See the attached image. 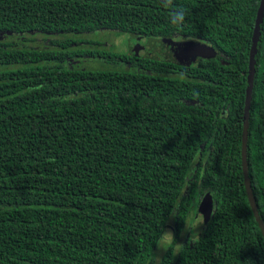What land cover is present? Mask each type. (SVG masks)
Segmentation results:
<instances>
[{
    "label": "trees",
    "instance_id": "1",
    "mask_svg": "<svg viewBox=\"0 0 264 264\" xmlns=\"http://www.w3.org/2000/svg\"><path fill=\"white\" fill-rule=\"evenodd\" d=\"M173 4L182 24L163 0H0V39L110 30L215 51L81 52L128 67L86 70L63 65L79 40L0 41V264H264V0ZM207 195L201 231L157 261Z\"/></svg>",
    "mask_w": 264,
    "mask_h": 264
},
{
    "label": "rangeland",
    "instance_id": "2",
    "mask_svg": "<svg viewBox=\"0 0 264 264\" xmlns=\"http://www.w3.org/2000/svg\"><path fill=\"white\" fill-rule=\"evenodd\" d=\"M71 39L72 41L79 40L81 45L72 46L67 50L68 52H78L75 57L68 59L63 63L64 66L74 69L86 70H127L128 67L123 64H107L102 60L89 58L82 55L81 52L95 51V50H113L123 55L129 56L134 54L138 57L142 56H159L157 43L159 40L152 38H144L142 36H135L130 34H122L110 30H98L90 33L81 34H56L45 35L39 33H27L24 35H6L0 41L7 45H12L16 48L23 47L31 50H51L55 49L50 43ZM202 216L199 212L192 210L189 214L188 220L180 234L178 243H182L187 237L196 236L202 229ZM186 226H191L187 227ZM173 221L170 220L164 232H172ZM173 233V232H172ZM165 250L157 247L155 250L156 260L163 255Z\"/></svg>",
    "mask_w": 264,
    "mask_h": 264
},
{
    "label": "water",
    "instance_id": "3",
    "mask_svg": "<svg viewBox=\"0 0 264 264\" xmlns=\"http://www.w3.org/2000/svg\"><path fill=\"white\" fill-rule=\"evenodd\" d=\"M158 54L166 59L181 61L185 64H193L198 58L209 59L215 56L212 47L197 40H172L166 39L157 43ZM246 138L247 133L243 131L241 140V163L243 172L246 171ZM212 200L207 195L199 205V213L203 218V222H207L211 212Z\"/></svg>",
    "mask_w": 264,
    "mask_h": 264
},
{
    "label": "clouds",
    "instance_id": "4",
    "mask_svg": "<svg viewBox=\"0 0 264 264\" xmlns=\"http://www.w3.org/2000/svg\"><path fill=\"white\" fill-rule=\"evenodd\" d=\"M163 7L170 9V20L173 24H182L185 19V10L178 8L173 4V0H163ZM191 227V226H186ZM157 247L167 250L169 247H174L175 250L179 251L182 245L176 242L172 232H164L161 239L157 242Z\"/></svg>",
    "mask_w": 264,
    "mask_h": 264
},
{
    "label": "flooded vegetation",
    "instance_id": "5",
    "mask_svg": "<svg viewBox=\"0 0 264 264\" xmlns=\"http://www.w3.org/2000/svg\"><path fill=\"white\" fill-rule=\"evenodd\" d=\"M176 41H180V40H176Z\"/></svg>",
    "mask_w": 264,
    "mask_h": 264
}]
</instances>
